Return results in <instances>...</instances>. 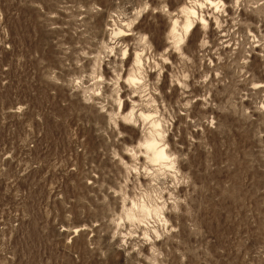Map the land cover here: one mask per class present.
Returning a JSON list of instances; mask_svg holds the SVG:
<instances>
[{
    "label": "rangeland",
    "instance_id": "rangeland-1",
    "mask_svg": "<svg viewBox=\"0 0 264 264\" xmlns=\"http://www.w3.org/2000/svg\"><path fill=\"white\" fill-rule=\"evenodd\" d=\"M0 264H264V0H0Z\"/></svg>",
    "mask_w": 264,
    "mask_h": 264
},
{
    "label": "bare ground",
    "instance_id": "bare-ground-1",
    "mask_svg": "<svg viewBox=\"0 0 264 264\" xmlns=\"http://www.w3.org/2000/svg\"><path fill=\"white\" fill-rule=\"evenodd\" d=\"M214 2V1H213ZM211 4H212V2H211ZM199 5V4H198ZM217 5H219V4H217ZM220 6V5H219ZM224 6H225V4H224ZM223 6V7H224ZM201 7V6H200ZM222 7V8H223ZM218 8V7H217ZM195 8L193 7V8H191V7H188V6H184L183 7V9H182V11L184 12V13H182V14H184L185 15V19H184V21H183V30L185 31V32H189L193 27H194V20H195V18H194V20H192V16H195L196 14H198V12L196 13V9L194 10ZM220 10V9H219ZM222 10H224V9H222ZM199 16V15H198ZM201 16V15H200ZM196 18H197V16H196ZM201 18V17H200ZM204 19L205 18H201V20L199 21V22H201L202 21V23H204L203 21H204ZM218 19V18H217ZM216 19V17H215V20H217ZM196 21V20H195ZM205 21H206V23H207V20L205 19ZM219 21V20H218ZM177 23H179L177 20H174V22H173V24H174V26H173V28H172V30L170 31L171 32V34H173V36H176V34L178 33L177 31L179 30H177V26H176V24ZM198 23V22H197ZM181 24V23H180ZM200 24V23H199ZM203 25V24H202ZM208 25V23L205 25V26H207ZM179 26H181V25H179ZM201 27V26H200ZM203 27V26H202ZM210 27V26H209ZM180 28V27H179ZM201 29V28H200ZM205 28H203V30H204ZM208 29V28H207ZM206 29V30H207ZM205 30V31H206ZM121 32V33H123L124 32V30H117V32ZM180 31V30H179ZM116 32V31H115ZM115 32H113L114 33V35H115ZM181 32V31H180ZM184 33V32H183ZM124 34H126V33H124ZM179 34V33H178ZM188 34V33H187ZM123 35V34H122ZM182 35V34H181ZM172 37V36H171ZM173 38V37H172ZM183 38V37H182ZM256 38V37H255ZM175 43V42H174ZM141 54V53H140ZM140 54H136V56H135V58H134V66L136 67V68H133L132 70H131V73L130 74H128V76H127V81H128V83H130V84H137L139 81H140V79H139V77H138V75H139V73H141V70H143L142 68H143V61H142V58H141V56H140ZM159 66V65H158ZM149 70V69H148ZM137 71L139 72L138 73V75L136 74L137 73ZM143 73V72H142ZM140 76H142V75H140ZM144 78V77H143ZM141 79V80H144V79ZM126 82V81H125ZM143 82V81H142ZM139 84H142V83H139ZM132 109V108H131ZM135 109V108H134ZM142 117V119H145V121H147L148 119H150L151 118V115L150 114H145L144 112H141L140 111V114H139V117ZM140 117V118H141ZM136 118H137V116H136ZM123 119L124 120H133L134 121V119H135V113H134V110L132 109V110H130L128 113H126V114H124L123 115ZM152 119V118H151ZM150 119V120H151ZM144 121V120H143ZM151 124H152V126H153V129H151L152 130V132L150 133V135L148 136V135H146L147 137H145V139H143V142L141 143V147L143 148V150H144V152H145V154L146 155H144V156H146L147 158H148V160L150 161V162H152V164L153 163H155V164H157V163H159V164H161L162 166H163V164H165V165H167V164H169L170 163V160H171V158L172 157H170L169 158V156H168V153L166 152V148L165 147H161L160 145H159V141H158V137L160 138V136H161V132H160V130H159V128L162 126L161 125V123L159 122V121H157V120H152V122H151ZM163 131V130H162ZM149 132H150V130H149ZM148 132V133H149ZM163 135V134H162ZM164 137V136H163ZM161 139V138H160ZM162 146H164V145H162ZM139 150H141V149H139ZM141 152V151H140ZM134 154H135V152H133ZM141 154V153H140ZM173 156V155H172ZM176 161V160H175ZM172 163V162H171ZM175 163V162H174ZM159 166V165H158ZM161 167V166H160ZM163 168V167H162ZM171 169V168H170ZM142 202V201H141ZM145 202V201H144ZM138 204V203H137ZM136 204V205H137ZM146 204V203H145ZM161 204V203H160ZM154 205V204H153ZM162 205V204H161ZM149 206V205H148ZM163 206V205H162ZM162 206H159V204L158 205H156L155 207H153V208H149V207H147L146 205H142V206H140L139 208H138V206H137V209H136V206L134 205V207H135V209L136 210H138L137 212H130V214H129V217H131V219H133V218H135L136 220L137 219H142L143 218V220H144V217H148V215H149V217L151 218V216L153 215V216H155L157 219H158V217H161V216H163V207ZM151 215V216H150ZM148 217V218H149ZM165 217H166V215H165ZM148 218H147V220H148ZM163 218H164V216H163ZM130 219V218H129ZM146 219V218H145ZM156 219V220H157ZM146 220V221H147ZM163 220H165V219H163ZM141 221V220H140ZM145 221V220H144ZM158 221H159V219H158ZM161 221H162V219H161ZM161 221H159V222H161ZM142 222V221H141ZM163 222V221H162ZM165 222V221H164ZM144 223V222H143ZM168 223V222H167ZM146 224V223H145ZM154 230V229H153ZM155 232V231H154ZM145 234V233H144ZM148 235H149V232L147 233Z\"/></svg>",
    "mask_w": 264,
    "mask_h": 264
}]
</instances>
